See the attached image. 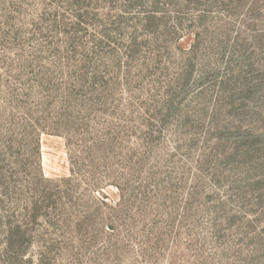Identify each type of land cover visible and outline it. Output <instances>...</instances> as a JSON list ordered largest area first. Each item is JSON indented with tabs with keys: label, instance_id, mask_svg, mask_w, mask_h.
<instances>
[{
	"label": "rangeland",
	"instance_id": "obj_1",
	"mask_svg": "<svg viewBox=\"0 0 264 264\" xmlns=\"http://www.w3.org/2000/svg\"><path fill=\"white\" fill-rule=\"evenodd\" d=\"M0 264H264V0H0Z\"/></svg>",
	"mask_w": 264,
	"mask_h": 264
},
{
	"label": "trees",
	"instance_id": "obj_2",
	"mask_svg": "<svg viewBox=\"0 0 264 264\" xmlns=\"http://www.w3.org/2000/svg\"><path fill=\"white\" fill-rule=\"evenodd\" d=\"M18 242V240L16 241V243ZM10 246H12V244H11V242H10V244H9Z\"/></svg>",
	"mask_w": 264,
	"mask_h": 264
}]
</instances>
